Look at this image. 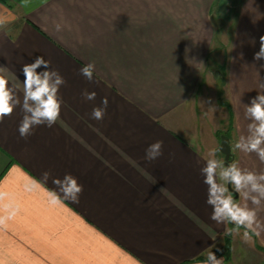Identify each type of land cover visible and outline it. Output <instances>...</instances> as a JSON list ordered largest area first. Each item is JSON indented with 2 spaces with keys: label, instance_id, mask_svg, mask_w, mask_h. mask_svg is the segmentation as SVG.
<instances>
[{
  "label": "crops",
  "instance_id": "crops-1",
  "mask_svg": "<svg viewBox=\"0 0 264 264\" xmlns=\"http://www.w3.org/2000/svg\"><path fill=\"white\" fill-rule=\"evenodd\" d=\"M235 3L224 38L216 0H0L9 80L22 89L21 67L36 56L66 80L53 127L21 139L19 107L0 123V215L3 205L17 209L0 226V264H205L214 249L223 264H264V204L247 241L244 228L227 234L235 226L210 219L200 173L229 117L208 100L210 64L226 81L230 163L264 170L255 153L235 148L249 123L244 105L264 92V60L253 59L264 0ZM90 62L93 82L79 74ZM85 90L95 99L85 100ZM105 97L106 115L92 119ZM157 140L163 155L149 163L145 149ZM66 173L83 193L52 204V180Z\"/></svg>",
  "mask_w": 264,
  "mask_h": 264
},
{
  "label": "clouds",
  "instance_id": "clouds-1",
  "mask_svg": "<svg viewBox=\"0 0 264 264\" xmlns=\"http://www.w3.org/2000/svg\"><path fill=\"white\" fill-rule=\"evenodd\" d=\"M4 23L5 21L0 18V26ZM253 59L264 60V36L260 37V48ZM95 67L94 62L87 63L80 69L79 74L93 82ZM260 68L264 69V64L260 65ZM21 72L24 77L22 89L19 84L9 80L7 69L0 66V123L6 117H11L19 107L23 116L17 131L21 139L27 140L34 134L35 128L39 126L51 128L60 119L64 103L60 88L66 84V80L57 70L51 68L50 62L43 56H36L33 62L25 63L21 67ZM258 88L264 90V77L259 79ZM82 96L90 101L95 99L96 93L85 90ZM107 108L108 99L105 97L101 100V106L92 109L91 118L103 120ZM244 118L249 121L246 134L239 135L235 148L244 154L255 153L258 160L264 164V92H257V95L244 105ZM219 151V148L210 150L209 158L200 168L203 183L207 186L206 203L212 209L210 219L218 224L234 225V228L227 229V234L230 235H239V229L244 228L243 238L247 241L249 230L255 231L254 226H258L256 209L264 204V170L255 171L241 167L235 161L226 164L217 158ZM162 155L163 141L157 140L145 149L144 159L150 163ZM49 175L48 172L43 173L42 180L47 182ZM52 183L55 189L48 190L52 204L62 202V198L78 201L84 190L78 178L70 173H66L63 179L54 178ZM233 191L239 194L242 203L234 199L231 194ZM3 198L4 194L0 193V200ZM2 211L5 214L0 215V226L12 219L17 209L3 205ZM205 264H223V258H218L216 253L211 251Z\"/></svg>",
  "mask_w": 264,
  "mask_h": 264
},
{
  "label": "rangeland",
  "instance_id": "rangeland-1",
  "mask_svg": "<svg viewBox=\"0 0 264 264\" xmlns=\"http://www.w3.org/2000/svg\"><path fill=\"white\" fill-rule=\"evenodd\" d=\"M236 0H226L224 6H223V15L225 17V19L223 20V22H220V25L223 26V34L225 35L224 38H228L229 34H230V21L229 18L232 16V13L234 11V8L236 7ZM218 31L216 32V38H218ZM216 43H218V45H220V43L218 42V40L216 39ZM218 45L216 44V46L214 47V50L218 47ZM213 55H211L212 57ZM212 62H214L211 59ZM208 67H210V71L207 74L206 77V85H207V92H208V100L211 102H216L218 104L221 105V103H227L228 102V95H227V86H226V81L224 79V77L222 78L220 73H217V68L214 67V64H210L208 65ZM220 72V71H219ZM222 78V80H221ZM223 106V105H222ZM226 106L224 105L221 108L222 111V115L229 116V114H227L228 109L225 108ZM229 113V112H228ZM229 126V117L226 119V123L224 122V127H222V131L224 132V130L227 129V127ZM222 132V133H223ZM230 133V132H229ZM232 227L234 225H231Z\"/></svg>",
  "mask_w": 264,
  "mask_h": 264
},
{
  "label": "water",
  "instance_id": "water-1",
  "mask_svg": "<svg viewBox=\"0 0 264 264\" xmlns=\"http://www.w3.org/2000/svg\"><path fill=\"white\" fill-rule=\"evenodd\" d=\"M217 148H219L220 149L219 152L223 154L224 162L226 164L230 163L231 159H232V155H231V150H230V145L228 142V136L227 135L222 134L220 136V142H219V145L216 147V149ZM230 190H231V188H230ZM232 193L234 194V196L237 195L234 191Z\"/></svg>",
  "mask_w": 264,
  "mask_h": 264
},
{
  "label": "trees",
  "instance_id": "trees-1",
  "mask_svg": "<svg viewBox=\"0 0 264 264\" xmlns=\"http://www.w3.org/2000/svg\"><path fill=\"white\" fill-rule=\"evenodd\" d=\"M225 2H226V0H216V3H218V4H221V6L223 7L224 6V4H225ZM220 74H221V76H222V78H223V70H220ZM222 78H221V80H222ZM223 105H225L226 106V108L228 109V112H229V126L227 127V129L226 130H224V132L222 133V134H225V135H227L228 136V140H229V137H230V131H231V111H230V108H229V105H228V103H224L223 102ZM232 224H230V226H231ZM227 242V241H226ZM225 245V244H224ZM212 251H215V249L214 250H212Z\"/></svg>",
  "mask_w": 264,
  "mask_h": 264
}]
</instances>
